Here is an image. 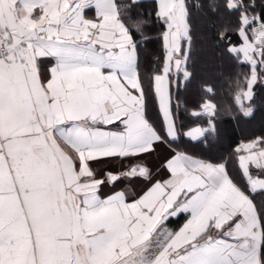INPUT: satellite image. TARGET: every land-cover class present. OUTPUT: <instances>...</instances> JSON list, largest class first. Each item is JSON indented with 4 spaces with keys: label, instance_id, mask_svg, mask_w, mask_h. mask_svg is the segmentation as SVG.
Returning a JSON list of instances; mask_svg holds the SVG:
<instances>
[{
    "label": "snow or ice",
    "instance_id": "6c2138e0",
    "mask_svg": "<svg viewBox=\"0 0 264 264\" xmlns=\"http://www.w3.org/2000/svg\"><path fill=\"white\" fill-rule=\"evenodd\" d=\"M144 2L0 0V264H264V137L234 150L238 179L226 158L180 147L217 138L211 99L184 109L201 123L184 130L179 120L194 75L193 14L212 18L222 54L249 68L230 115L253 116L264 0H153L164 57L147 86L134 34L151 17L127 23ZM160 144L170 154L157 179L145 157ZM114 159L122 171L98 177L92 162ZM136 180L140 192L101 191Z\"/></svg>",
    "mask_w": 264,
    "mask_h": 264
},
{
    "label": "trees",
    "instance_id": "16d2710c",
    "mask_svg": "<svg viewBox=\"0 0 264 264\" xmlns=\"http://www.w3.org/2000/svg\"><path fill=\"white\" fill-rule=\"evenodd\" d=\"M259 3L257 1V4ZM154 7L153 0H145L144 6L137 10L143 13V15L137 16L133 13V18L127 21L129 25H133L141 20H145V17H151L147 19L145 24L141 27V33L134 34L135 38L140 42L139 73L146 86L157 70L162 67L164 57L162 41L160 39L164 27L155 20ZM205 21H208L206 25ZM191 23L193 28V48L189 68L194 75L191 84L188 85L187 89L184 91L191 94L193 100L196 99V101H198L199 98H202V100L205 99L201 89L204 88L205 85L213 86L214 96L206 98H210L215 103L218 112L223 111L221 106L222 103L220 102L221 97L224 99V102L229 100L227 95H229V92L236 88L237 85L233 82L235 78L234 75L238 73L237 71L240 68L242 69L240 71H243L242 75L246 74L244 70L247 67L237 64L226 54H222L223 48L217 46L216 29L212 26V18L200 14H193ZM145 40H147V43L144 42ZM231 40L235 44L240 42L236 35H231ZM236 75L238 76V74ZM241 80L242 77L240 78V81ZM262 117H264V115H254L251 118L240 120L225 118L219 119V121L223 122V128L231 143H233L241 136L239 133L242 129L241 123H243L244 129L249 131L251 128L249 127L250 124ZM260 124L261 125H258L264 127V122ZM182 219L183 217H180L172 222L173 225L177 227Z\"/></svg>",
    "mask_w": 264,
    "mask_h": 264
},
{
    "label": "crops",
    "instance_id": "0c3cea01",
    "mask_svg": "<svg viewBox=\"0 0 264 264\" xmlns=\"http://www.w3.org/2000/svg\"><path fill=\"white\" fill-rule=\"evenodd\" d=\"M258 3L260 0H257ZM86 17L89 19L95 18V10L90 9L86 12ZM240 43V42H239ZM236 43V44H239ZM247 67V66H246ZM241 68L237 71L238 76L235 74L233 82L236 83V88L231 90L229 92L228 101L224 102V99L221 97L220 102L222 103L223 111H220L222 115L219 116V119H225V118H231L230 113L235 114L237 112V105L235 101V96L238 91L246 90V80L245 77L249 72V68L247 67L244 71L246 74L242 75ZM44 72H46V69H43ZM242 77V80L240 81V78ZM204 87H212L211 85H205ZM254 92H255V98H254V115H264V87H262L259 82L254 86ZM205 99H209L206 98ZM179 101L181 103V109L179 114V120L184 125V130H187L188 127H193L198 123H201V121L193 120L189 117L188 112H186L184 109L187 108L189 110L195 108L202 102V98H199L198 101L196 99L193 100V97H191V94L188 92L181 90L179 92ZM212 101V100H211ZM213 102V101H212ZM150 108H149V115L154 123L159 124V114L158 109L155 105L154 100H150ZM174 103H175V93H174ZM214 103V102H213ZM247 103V102H245ZM215 104V103H214ZM252 116V117H253ZM264 122V117H262L259 120H255L254 123H251L250 125H253L249 129V131H246L243 126V123H241V130L239 131L240 137L237 138V140L233 143H231L230 139L227 136V133L225 129L223 128V122L219 121L217 128H218V136L217 138L211 142L207 147H204L203 145H193L190 143H182L180 145L181 148L187 149L189 152L203 156L207 159L212 160H220V158H226L227 163L229 166L230 171L233 172V175L237 176L239 179V171L237 167V154L234 152V150L237 148L238 145L241 143H247L250 142L257 137H264V127H261L260 123ZM259 124V125H258ZM240 126V125H239ZM259 126V127H258ZM222 141H226L225 145L222 144ZM170 149L167 145L160 144L156 147L155 151L151 155H147L145 157V161L147 163V166H149L153 170V174L156 176L157 179L166 177L165 171L162 169L161 165L162 162L169 156ZM125 167L127 166V162H124ZM92 167L97 173V176L102 178L106 172H112V173H119L122 171L121 162L119 160H102L99 162H92ZM250 171L256 175L258 173V170L254 168V166L250 165ZM264 178V177H261ZM144 188V183L140 180L133 181L131 184L127 183L126 181L118 182L115 185L112 184H105L102 186V193L107 196L112 194L115 191H119L122 189L128 190L131 192H140ZM179 219V218H178ZM177 219H174L172 222L176 221ZM167 224V227L169 229H178L179 226H181L184 222V219L180 222V224L175 227L173 223Z\"/></svg>",
    "mask_w": 264,
    "mask_h": 264
},
{
    "label": "rangeland",
    "instance_id": "374dc122",
    "mask_svg": "<svg viewBox=\"0 0 264 264\" xmlns=\"http://www.w3.org/2000/svg\"><path fill=\"white\" fill-rule=\"evenodd\" d=\"M206 22L208 21H205V25H206ZM249 127H253V125H250ZM226 141H222V144L225 145Z\"/></svg>",
    "mask_w": 264,
    "mask_h": 264
}]
</instances>
